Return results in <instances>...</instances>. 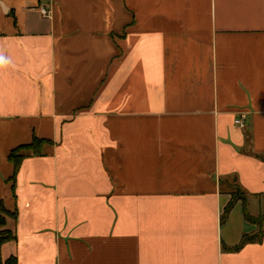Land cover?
<instances>
[{
	"label": "crops",
	"instance_id": "1",
	"mask_svg": "<svg viewBox=\"0 0 264 264\" xmlns=\"http://www.w3.org/2000/svg\"><path fill=\"white\" fill-rule=\"evenodd\" d=\"M237 189L264 212V0H0L1 264H264Z\"/></svg>",
	"mask_w": 264,
	"mask_h": 264
},
{
	"label": "trees",
	"instance_id": "2",
	"mask_svg": "<svg viewBox=\"0 0 264 264\" xmlns=\"http://www.w3.org/2000/svg\"><path fill=\"white\" fill-rule=\"evenodd\" d=\"M44 143H45L44 141H39L37 139H34L32 144H30L28 146H22V147H19L17 149H14L13 151H11V153L9 155V161L14 165L15 173L18 171L20 164L23 161V157L20 155V153L23 150H31V151H33V153L35 155H40V153H41L40 146ZM238 201L243 202V206H244L243 207V213H244L245 219L248 222L257 225L259 228V232L254 236L244 235L241 242L239 243V245H237L236 247L231 249L232 251H235V252L240 251L248 243L260 242L262 237H263V231L261 230V228H262V225L264 223V212L256 218L251 217L248 214L247 209H246V194L244 192H242L240 189H237L235 192L232 193L231 200H230L228 206L226 207L223 218H222L223 221L227 219L229 213L231 212V210L233 209V207L235 206V204ZM3 212H4V209L0 205V227H2L4 225V219L2 217ZM11 239H12V237L10 235H8V233H3V234L0 233V243H3L4 241L11 240ZM0 264H1V262H0ZM4 264H18V262H17V259L15 257H11Z\"/></svg>",
	"mask_w": 264,
	"mask_h": 264
},
{
	"label": "built area",
	"instance_id": "3",
	"mask_svg": "<svg viewBox=\"0 0 264 264\" xmlns=\"http://www.w3.org/2000/svg\"><path fill=\"white\" fill-rule=\"evenodd\" d=\"M40 14L43 16V17H48L49 14H50V10L48 7L44 6V7H41L40 10H39ZM237 125L243 127V123L241 120H237L235 122Z\"/></svg>",
	"mask_w": 264,
	"mask_h": 264
},
{
	"label": "rangeland",
	"instance_id": "4",
	"mask_svg": "<svg viewBox=\"0 0 264 264\" xmlns=\"http://www.w3.org/2000/svg\"><path fill=\"white\" fill-rule=\"evenodd\" d=\"M0 228H1V227H0ZM0 233L3 234V233H6V232H5V231H1Z\"/></svg>",
	"mask_w": 264,
	"mask_h": 264
}]
</instances>
